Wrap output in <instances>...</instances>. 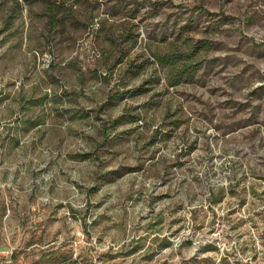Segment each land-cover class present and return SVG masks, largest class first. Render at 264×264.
Wrapping results in <instances>:
<instances>
[{
	"label": "rangeland",
	"instance_id": "374dc122",
	"mask_svg": "<svg viewBox=\"0 0 264 264\" xmlns=\"http://www.w3.org/2000/svg\"><path fill=\"white\" fill-rule=\"evenodd\" d=\"M0 264H264V0H0Z\"/></svg>",
	"mask_w": 264,
	"mask_h": 264
},
{
	"label": "trees",
	"instance_id": "16d2710c",
	"mask_svg": "<svg viewBox=\"0 0 264 264\" xmlns=\"http://www.w3.org/2000/svg\"><path fill=\"white\" fill-rule=\"evenodd\" d=\"M51 22L55 23L57 20L52 17ZM134 41V39H133ZM136 43V41H134ZM203 40H197L193 43L192 40L185 42L187 46H183L178 41H170L165 49H152L150 55L147 56V61L158 64L165 71L166 81L171 86H176L184 81H191L194 79V73L202 65L201 61L195 56L199 50L204 47ZM134 43V44H135ZM185 47V48H184ZM123 58V57H122ZM120 58V59H122ZM152 59V60H151ZM142 85L136 87V91H141ZM125 91L117 90L113 97L122 98ZM137 116L134 120H137ZM118 120H114L116 124ZM225 192V186L216 188H209V196L216 202L222 193Z\"/></svg>",
	"mask_w": 264,
	"mask_h": 264
}]
</instances>
